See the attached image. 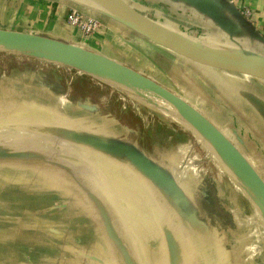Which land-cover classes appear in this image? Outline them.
Here are the masks:
<instances>
[{
    "label": "crops",
    "instance_id": "1",
    "mask_svg": "<svg viewBox=\"0 0 264 264\" xmlns=\"http://www.w3.org/2000/svg\"><path fill=\"white\" fill-rule=\"evenodd\" d=\"M125 1L188 41L264 60V44L249 37L221 0L204 1L221 11L222 22L180 0ZM71 8L97 18L100 27L82 36L66 23ZM251 9L249 21L264 37V0H252ZM0 29L82 42L105 57L150 77L153 74L157 82L171 75L188 79L187 67L192 68L195 76L206 77V90L215 94L229 116L223 110L220 125L206 115L264 178V80L178 56L95 0H0ZM27 76L0 73V130L5 133L11 126L16 131L59 137L79 150L0 132V264H259L245 252L238 259L233 257L235 245L224 239L226 226L205 208L209 202L205 190L189 187L185 180L191 169L188 159L164 166L175 184L173 194L123 156L56 134L57 129H68L98 139L113 138L145 153L122 136L133 133L130 128L123 125L121 129L128 133H113L103 124L115 121L102 105L108 93L100 94L96 104H88L90 98L82 99L86 85L69 86L62 75L49 71L37 81L48 95L32 96ZM190 82L186 84L197 90L195 81ZM77 91L84 97L76 96ZM202 95L211 101L205 91ZM171 133L188 140V132L181 128ZM3 148L16 154L8 156ZM215 192L219 197L227 195L217 187Z\"/></svg>",
    "mask_w": 264,
    "mask_h": 264
},
{
    "label": "rangeland",
    "instance_id": "2",
    "mask_svg": "<svg viewBox=\"0 0 264 264\" xmlns=\"http://www.w3.org/2000/svg\"><path fill=\"white\" fill-rule=\"evenodd\" d=\"M71 43L81 49L98 53L88 48L82 42L76 41ZM49 71H53V73L62 75L63 78H65V82L69 84V86L75 84L81 86L86 85L88 89H86L87 91H85V94L88 93L92 99L94 98L95 100H99L100 94L108 93L109 97L104 101L102 100V105L105 106L104 108L108 109V112L111 114V116L114 113L121 117L124 115H126V117H132L129 118L131 121L129 124H134L133 126L136 127V129L134 130L130 127H127L134 132L123 135L122 133L128 132H125L124 129H121L123 128V124L114 116L113 117L115 118V121L108 120L107 123L103 124H106L105 126L108 128V130H111L110 132L121 133L122 136L142 147L145 153H147L149 157L156 160L157 162V159L159 158L157 157L156 153H158L160 157L164 158L159 163L161 166H176L179 159L184 158L185 162H187L188 159V164L191 166V169L187 171L185 180H187L186 182L188 183V186L190 185L191 187H197L205 190L206 198L209 200V202L207 203L208 207L205 205V203L203 206L205 205L206 209L212 211L214 219H218L226 226L227 231H225L226 236L224 239L229 243H232V246L235 245L233 257L238 259L241 253L245 252V255L252 256V262L255 260L259 264H264V250L258 237V234L261 233V231L264 232V228H262L264 226V217L262 216L260 209H254L252 205L254 203L251 202L247 192L244 191L241 177L236 174L237 170L234 168H229V176L226 171L217 169L214 161L211 160L208 163L205 162L204 152L201 150L190 133L188 140L186 141H183L179 138L173 139L172 137H168L171 135L170 132H172L173 129H178L180 127L174 122L167 123L166 121H162L163 119L158 118L155 115L149 116L143 110L137 114L133 103L124 96L121 90L113 88L98 79L79 72L78 69L72 67L71 65L65 63L46 62L24 53L0 49V73L9 75H28L27 81L29 82V95L41 96L44 93V96L48 95L49 92H47L44 87L39 86L37 81H40L42 75ZM193 71L194 70H192V68L187 67L186 74L189 76L188 79H179L178 76L171 75V77H167L164 81L163 79L160 80L159 83L180 94L197 109L205 114H208L214 121L221 125V119L224 116L222 113L223 110L225 111V108H222L219 100L215 99V94L209 92L208 89V91L206 90V77L202 74L195 76ZM148 76H150V74H148ZM151 77L154 78L153 74H151ZM191 80L195 81L194 84L197 86V90H195L194 87L190 85L192 83L190 82ZM186 82L190 84H186ZM203 91L209 95L211 101L208 102L203 97ZM76 96H80V93H77ZM210 102L212 103L210 104ZM213 102L215 105H219L221 108H219V106H213ZM112 106L117 107L115 109L116 111H111ZM104 108L101 110V113L104 112ZM12 110H14V108H12ZM226 115L229 116L225 111V116ZM76 116L78 117L80 114H76ZM10 117L14 118L16 116L11 115ZM96 120H100L99 117ZM10 129L15 128L10 126ZM22 131H24V129ZM166 135L167 137H165ZM186 147H189V150ZM202 159L204 160L203 162L201 161ZM223 163L225 162L223 161ZM208 166H211L212 169L214 168V174L221 178V188L218 190L225 192L224 194L227 195L223 197L216 195V186L214 185V188L212 185V176L208 171ZM233 172L235 173V178L233 177ZM232 179L236 183L232 182ZM221 242H223V240H221ZM240 259L243 260V258ZM235 263L244 264L242 262Z\"/></svg>",
    "mask_w": 264,
    "mask_h": 264
},
{
    "label": "water",
    "instance_id": "3",
    "mask_svg": "<svg viewBox=\"0 0 264 264\" xmlns=\"http://www.w3.org/2000/svg\"><path fill=\"white\" fill-rule=\"evenodd\" d=\"M100 4L106 6L110 11L117 15L130 28L138 31L143 36L152 42L170 50L178 56L186 58L187 60L196 64L236 73L246 76L255 77L264 80V60L251 58L247 56H237L234 54L223 53L201 46L198 43L188 41L177 34L165 29L163 26L151 20L146 14L138 11L125 0H95ZM186 4L194 5L199 10L205 12L215 21L221 20V11L209 6L204 0H180ZM223 7L228 8L229 11L236 18L238 25L247 29L249 37L264 44V37L256 30L253 24L247 20L229 0H221ZM51 45L60 49L74 51L75 45L70 42H64L47 36L28 33L15 32L5 29H0V49L24 53L37 59L44 60L51 63H65L71 65L76 69L85 71L87 64L69 63L63 59L56 58L51 55L44 54L34 50L36 45ZM88 56H98L99 60L116 70L122 75H125L152 92L156 93L163 99L171 102L174 106L180 108L191 118L199 121L213 136L218 147L225 155L227 162L232 168L237 170L236 174L245 180V188L250 190L249 180L245 177V172L242 170V164L248 166L262 182L263 177L258 171L248 162L245 155L241 152L238 146L203 112L197 109L193 104L184 99L180 94L167 86L157 82L154 78L144 74L128 65H125L116 60L105 57L101 54L90 52L89 50L81 49ZM175 123V122H174ZM181 129L192 134L188 129L181 127ZM56 134L66 139H71L79 144H86L92 148L105 150L114 155L123 156L129 160L136 169L147 176L155 185L165 190L175 193V184L173 179L166 173L163 166L152 160L146 153L142 152L138 147L130 145L126 142L108 138V140L98 139L93 135L79 133L74 130L57 129ZM2 150L5 151L3 148ZM8 156H14L16 153H9L5 151ZM247 181V182H246ZM249 182V183H248ZM249 186V187H248ZM246 194V193H245Z\"/></svg>",
    "mask_w": 264,
    "mask_h": 264
},
{
    "label": "bare ground",
    "instance_id": "4",
    "mask_svg": "<svg viewBox=\"0 0 264 264\" xmlns=\"http://www.w3.org/2000/svg\"><path fill=\"white\" fill-rule=\"evenodd\" d=\"M34 50L63 59L69 63L87 64L88 67L85 71L80 69H78V71L98 79L113 88L121 90L124 96L133 103L137 114L143 110L149 116L155 115L156 117L163 119L162 121H166L167 123L175 122L181 127L188 129L192 133L194 140L204 152L205 162L208 163L211 160L214 161L217 169L226 171V173H228L230 176L229 168L232 167L227 162L224 153L218 147L211 133L199 121L188 116L185 112L174 106L171 102L163 99L135 80L120 74L116 70L104 64L98 59V56H88L84 51L81 50V48L77 46L74 47V51H68L58 47H53L51 45L42 44L36 45ZM0 132L5 136L12 135L11 137L13 138L17 136L24 138H37L45 142H56L59 145L64 144L73 147L75 150H79L73 144L65 142L59 137L36 135L28 131H16L12 129L7 130L5 133L2 130H0ZM223 161L225 163H223ZM241 168L245 172V177H247L250 182H248L250 185V190H247V188L244 186L245 180L241 178L244 191L247 192L251 202L254 203L252 204L254 209H260L262 212L261 214L264 217V183L248 166L242 164ZM213 169L211 166H208V171L211 173L213 184L219 189L221 188V178L214 174ZM233 177L235 178L234 172ZM232 182L236 183L233 181V179ZM262 228H264V226ZM258 237L264 250V232L261 231V233L258 234Z\"/></svg>",
    "mask_w": 264,
    "mask_h": 264
},
{
    "label": "built area",
    "instance_id": "5",
    "mask_svg": "<svg viewBox=\"0 0 264 264\" xmlns=\"http://www.w3.org/2000/svg\"><path fill=\"white\" fill-rule=\"evenodd\" d=\"M235 2L238 11L247 19L252 16L251 2L252 0H232ZM66 23L78 30L82 36L88 37L92 35L101 23L97 18L88 16L79 11L77 8H71L66 16Z\"/></svg>",
    "mask_w": 264,
    "mask_h": 264
},
{
    "label": "trees",
    "instance_id": "6",
    "mask_svg": "<svg viewBox=\"0 0 264 264\" xmlns=\"http://www.w3.org/2000/svg\"><path fill=\"white\" fill-rule=\"evenodd\" d=\"M236 83H239V82H236ZM83 91H84V89H83ZM87 91V90H86ZM82 91H77V92H75L76 94L77 93H80V97H84L83 96V92L81 93ZM74 94V93H73ZM86 98H90L89 100H87V102H89L88 104H93L94 103V101H95V104L97 103V99L95 100L94 98L92 99L90 96H89V94L87 93V94H85V97L84 98H82V99H84L85 101H86ZM117 107L116 106H112V112H114V111H116L115 109H116ZM116 119H118L124 126H126V127H130V128H132V129H136V127H134L132 124L130 125L129 124V122L131 123V121L129 120V118H132V117H130V116H128V117H126V115H124V116H119L118 114H112ZM171 133V132H170ZM172 134V133H171ZM188 135H189V132H188ZM131 136H133V135H131ZM165 137H167V135L165 136ZM168 137H172L173 139H176V138H179L178 136H173V135H169ZM133 142V141H132ZM148 155V154H147ZM156 155H157V157L160 159V160H163L164 158H162V157H160V155H158V153H156Z\"/></svg>",
    "mask_w": 264,
    "mask_h": 264
}]
</instances>
